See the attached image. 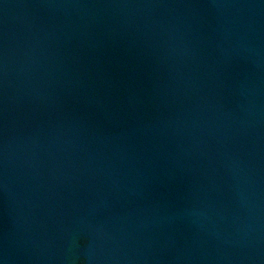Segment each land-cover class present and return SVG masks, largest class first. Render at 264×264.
<instances>
[{"label": "water", "instance_id": "1", "mask_svg": "<svg viewBox=\"0 0 264 264\" xmlns=\"http://www.w3.org/2000/svg\"><path fill=\"white\" fill-rule=\"evenodd\" d=\"M0 264H264V0H0Z\"/></svg>", "mask_w": 264, "mask_h": 264}]
</instances>
